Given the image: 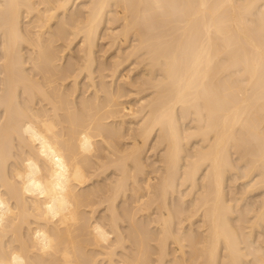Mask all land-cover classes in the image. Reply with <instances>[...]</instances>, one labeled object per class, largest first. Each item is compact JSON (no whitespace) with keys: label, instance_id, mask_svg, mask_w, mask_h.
<instances>
[{"label":"bare ground","instance_id":"6f19581e","mask_svg":"<svg viewBox=\"0 0 264 264\" xmlns=\"http://www.w3.org/2000/svg\"><path fill=\"white\" fill-rule=\"evenodd\" d=\"M0 264H264V0H0Z\"/></svg>","mask_w":264,"mask_h":264}]
</instances>
